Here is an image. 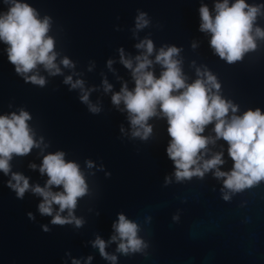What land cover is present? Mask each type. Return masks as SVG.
Wrapping results in <instances>:
<instances>
[{
  "label": "water",
  "instance_id": "95a60500",
  "mask_svg": "<svg viewBox=\"0 0 264 264\" xmlns=\"http://www.w3.org/2000/svg\"><path fill=\"white\" fill-rule=\"evenodd\" d=\"M29 2L41 15L52 17L51 34L57 49L75 62L86 86H96L90 99L101 110L89 111L79 99V90L63 83V75L70 69L55 76L41 69L47 81L44 86L26 83L14 72L0 44V112L24 107L32 115L29 123L48 144L45 151L62 149L66 158L79 161L82 168L86 159L103 167L85 168L91 192L79 200L75 210L85 220L79 228L49 223L50 217L37 209L41 198L30 191L17 198L5 183L9 177L0 172V264H71L72 257L84 264L89 255L88 264H110L91 240L97 234L107 240L112 221L121 211L138 221L148 246L143 252L116 253L117 264H264V181L232 194L229 200L222 198L221 181L211 171L203 178L173 179L165 184V174L173 169L164 151L169 139L165 121H150L154 133L147 140L132 137L126 114L112 105L111 93L102 87L104 78L113 84V90H119L122 81L132 86L117 50L123 47L126 53L135 54L137 40L150 35L157 47H181L182 67L189 80L195 78L197 66H207L220 81L222 94L241 110L255 106L264 110V41H258L256 50L234 63L214 54L207 35L198 29L199 4L211 7L212 0ZM137 9L146 11L151 23L133 36ZM257 23L264 27V17H258ZM193 41L196 47H192ZM109 58L113 59L111 68ZM159 70L156 65L157 74ZM210 129L211 125L206 134ZM221 145L226 159L221 167L228 169L232 162L226 142L219 140L210 147L220 150ZM41 155L34 148L26 156H14L12 170L27 175L30 183L43 184L46 177L29 167V162L38 165ZM28 212L33 214L31 218ZM45 224L47 231L42 228ZM115 247L113 242L107 251L113 252Z\"/></svg>",
  "mask_w": 264,
  "mask_h": 264
},
{
  "label": "clouds",
  "instance_id": "9594fccd",
  "mask_svg": "<svg viewBox=\"0 0 264 264\" xmlns=\"http://www.w3.org/2000/svg\"><path fill=\"white\" fill-rule=\"evenodd\" d=\"M0 44L6 53L14 72L27 82L44 86L46 77L63 74L65 68L72 70L63 75V83L71 89L79 90V99L89 111L98 113L101 108L90 99L95 85L85 84L75 70V62L67 55H61L56 47V38L51 34L52 17L41 15L29 0H0ZM198 29L208 37V45L213 53L227 63L243 59L249 51L264 41V27L257 23L264 17V0L251 3L249 0H212L201 2L198 7ZM151 23L149 14L136 10L133 18L132 34ZM135 54L118 48L119 61L129 70L132 86L122 81L119 90L107 78L102 79L105 93H111L110 100L119 111L126 114L132 137L149 139L154 133L153 118L166 123L168 141L164 151L172 162V173L165 174L164 183L203 178L206 173L221 181L222 198L264 181V110L260 106L240 109L238 103L224 96L221 83L207 66H197L196 76L189 80L184 72L181 47L176 44H162L157 47L150 35L137 40ZM192 47H196L193 41ZM59 57V59H58ZM194 63V61H193ZM113 59L107 60L109 68ZM159 65V73L155 66ZM76 76L74 79L73 76ZM31 113L24 107L0 112V172L8 176L6 185L14 190L17 198H23L28 191L39 196L37 209L41 215L50 217L49 223L72 224L79 228L84 217L76 215L81 198L91 192L86 169L103 167L86 159L84 168L79 161L66 158L62 149L45 151L48 144L43 136H38L29 123ZM211 125L210 131L206 129ZM121 132L124 127L121 125ZM226 142V151L231 158V167L226 163L224 145L213 150L210 145L217 141ZM42 153L40 163L29 162V167L38 169L45 176L43 184L30 183V178L20 171H13L11 161L14 156H26L33 149ZM108 173H106L107 175ZM31 218L33 214L28 212ZM149 220L150 217H145ZM173 219H178L173 214ZM47 231L48 225H42ZM112 232L107 240L97 234L91 240L101 257L110 264H117L118 257L143 252L148 242L140 235L141 226L136 219L124 212H118L111 224ZM115 251H107L111 243ZM92 256L85 258L84 264ZM71 264H81L76 257Z\"/></svg>",
  "mask_w": 264,
  "mask_h": 264
}]
</instances>
